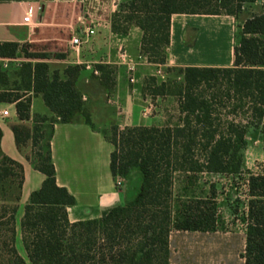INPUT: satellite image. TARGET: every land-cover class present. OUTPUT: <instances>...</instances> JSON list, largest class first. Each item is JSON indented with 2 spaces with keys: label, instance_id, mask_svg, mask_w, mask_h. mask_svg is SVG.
Masks as SVG:
<instances>
[{
  "label": "trees",
  "instance_id": "16d2710c",
  "mask_svg": "<svg viewBox=\"0 0 264 264\" xmlns=\"http://www.w3.org/2000/svg\"><path fill=\"white\" fill-rule=\"evenodd\" d=\"M258 1L261 0H122L112 16V30L124 36L131 25L138 26L143 33L141 53L149 62L166 64L173 13L239 16L246 4ZM262 1L261 12L247 17L241 25L233 66L168 68L182 79L174 86L158 84L153 76L148 79L145 90L150 94L177 96L179 124L124 128L113 124L105 131L113 145L112 174L123 181H129L133 171L142 175L135 197L126 203L104 210L100 216L72 221L69 208L77 201L57 183L50 139L39 124L31 131L26 126L13 127L18 144L32 140L35 168L46 177L23 208L20 226L27 258L15 249V260L10 264H169L173 230H225L215 186H211L208 196L189 191L195 187L197 175L203 173L241 174L252 131L260 127L264 131ZM20 56L36 62H23L10 72L0 62V103H14L18 118L28 121L32 97L40 95L59 121L68 123L79 116L91 121L76 83L83 65L53 70L49 60L62 59L61 54L30 52L27 43L0 42V58ZM94 67L107 85L112 69L104 63ZM224 98L235 101L233 111L242 109L245 119L221 123L218 106ZM2 137L0 127V199L3 185L15 178L18 200L23 166L3 155ZM179 176L185 178L181 193L175 191ZM247 181L250 198L243 216L242 257L245 264H264V162L261 172H249Z\"/></svg>",
  "mask_w": 264,
  "mask_h": 264
},
{
  "label": "crops",
  "instance_id": "0c3cea01",
  "mask_svg": "<svg viewBox=\"0 0 264 264\" xmlns=\"http://www.w3.org/2000/svg\"><path fill=\"white\" fill-rule=\"evenodd\" d=\"M15 1L21 0H0V42H33L37 39L36 32L46 30L48 15L43 13L40 16L38 13L39 19L35 25L39 28L31 29L18 24L12 17V2ZM24 1L40 5L44 3V0ZM75 1L78 4L85 3L87 19L96 29V34L92 37L96 41L90 46V51L83 50L79 55L74 54L73 57L62 60L67 65L84 66L78 74L76 83L83 93V101L91 121L86 122L82 116L68 123L59 121L40 95L32 97L31 119L28 121H21L18 118L14 103H0L2 153L21 163L24 170L20 198L15 200V203L22 210L31 193L42 186L46 176L35 168L32 140L18 144L13 127L26 126L31 131L39 124L50 139L57 183L65 186L76 198L77 204L69 208V217L72 221L100 216L104 210L130 200L128 181L118 186L117 178L112 174L110 162L113 145L107 140L106 130L113 124L124 128L174 126L180 123L179 101L177 100L178 104L175 103L176 106L172 104L170 107L164 103L172 96L149 94L145 90L148 79L153 76L160 84L164 79L158 71L166 74L168 68L231 67L234 63L235 46L233 15L173 13L167 62L152 63L141 53L143 33L138 26L131 25L124 36L113 32L111 21L119 0ZM209 21L210 24L215 23L213 21H220V25L223 23L222 25L227 26L229 45L226 55L218 52L217 59L211 62L198 61L187 55H177V50L189 51L198 44L199 37L209 25ZM219 27L217 24L213 26L214 29ZM120 46L128 48L129 55L135 61L134 82L130 81L127 65L120 61L118 55ZM210 46L211 44H208L206 48ZM3 59L0 58V61ZM96 63H104L112 69L113 85L110 88L98 74H95ZM3 110H8L9 115L2 116ZM42 117L48 119L37 121ZM169 239V264H245L242 257L245 251V235L238 242L237 233L228 231L173 230Z\"/></svg>",
  "mask_w": 264,
  "mask_h": 264
},
{
  "label": "rangeland",
  "instance_id": "374dc122",
  "mask_svg": "<svg viewBox=\"0 0 264 264\" xmlns=\"http://www.w3.org/2000/svg\"><path fill=\"white\" fill-rule=\"evenodd\" d=\"M121 1L122 0H119L118 2ZM262 4V0L246 4L239 16H233L234 44L239 41L243 21L247 17L261 12ZM37 5L40 16L43 13L48 15V25L46 24V30L44 32L35 33L37 36L35 41H25L22 43L28 44V50L30 52H48L53 55L61 54L64 56L62 59L73 57L74 53L70 49V39L72 38L73 33L77 32L81 25L92 24L87 19L85 3L78 4L75 0H44L42 5L39 3H37ZM38 13L36 19L37 21L39 19ZM213 22L215 23H211V25L209 21V25L205 27L199 37L198 44H196L192 50H186L185 52L177 50V55H187L189 58L205 62L216 60L218 52H222L226 55L229 45V30L226 25H222L223 23H221V27L220 21ZM213 24H217L220 27L218 29H214ZM27 27H30L31 29L39 28L37 25ZM95 41V38H91L88 42L83 44L80 52L82 53L83 50L90 51V46L94 44ZM207 41L208 44H211L208 48H206V45H208ZM126 50L128 54H130L129 49L126 48ZM62 59L53 57L49 60V62L53 61L50 62L53 70L57 68L62 70L67 65ZM27 61L36 62V60L27 59L23 56L16 58H4L0 62L3 68L10 72L19 68L23 62ZM166 71L167 73L165 74L163 82H167L172 86L181 83L182 79L177 76L176 71ZM98 75H101L100 71H98ZM107 85L109 88L113 85L112 76L111 80L107 82ZM211 92L212 91L209 90V93ZM168 95L172 97H170L171 99L164 104H168L170 107L172 104L176 106L175 103L178 104L177 96L173 94ZM227 100L228 99L224 98L223 102L218 106V116L220 117V122L227 123L229 121H241L242 119H245L246 115L242 109L239 108L237 111H233L232 107L235 104V101ZM152 102L155 104L154 100ZM263 162L264 131L260 127L259 130H253L252 136L249 138V143L244 151V169L241 174L225 175L203 173L197 175L198 178H196V185L193 189H191V191H189L198 196H208L212 191L211 186H215V199L218 205V212L222 216L225 226V230L219 231L237 233L238 242H240L245 235V223L243 221V216H245L248 210V200L250 198L247 178L249 176V172H261ZM131 176L132 178L127 182V186L128 197L133 199L142 181V175L140 172L133 171ZM17 183L18 182L15 181V178H13L8 180L2 188V196L0 199V264H10L13 260H15V249L19 255L27 258L22 242L20 226L23 209H19V205L15 203ZM122 184H124L123 180ZM122 184L119 186H122ZM184 186L185 178L179 176L175 183V191L181 193ZM179 255L180 254L178 253V256Z\"/></svg>",
  "mask_w": 264,
  "mask_h": 264
},
{
  "label": "built area",
  "instance_id": "2783aa9c",
  "mask_svg": "<svg viewBox=\"0 0 264 264\" xmlns=\"http://www.w3.org/2000/svg\"><path fill=\"white\" fill-rule=\"evenodd\" d=\"M38 13V5L32 1H15L12 2V17L14 18L15 22L25 26H33L36 24ZM96 34L95 26L92 24L89 25H81L79 31L74 32L72 38L70 39V49L76 55L80 54V49L88 42L94 35ZM118 55L120 61L127 65L128 73L130 76V81H135V61L131 58L128 54L127 50L124 46H120L118 49ZM95 74H98V70H94ZM158 74L165 79V73L162 71H158ZM151 107H149L150 109ZM148 112V110H146ZM150 111V110H149ZM2 116H8L9 111L3 110L1 112ZM122 180L117 178V185H121Z\"/></svg>",
  "mask_w": 264,
  "mask_h": 264
}]
</instances>
